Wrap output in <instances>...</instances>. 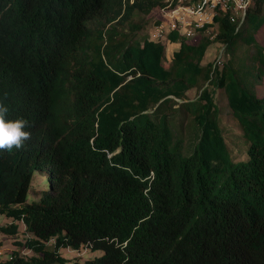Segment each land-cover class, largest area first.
<instances>
[{
	"label": "trees",
	"instance_id": "trees-1",
	"mask_svg": "<svg viewBox=\"0 0 264 264\" xmlns=\"http://www.w3.org/2000/svg\"><path fill=\"white\" fill-rule=\"evenodd\" d=\"M160 4L0 0V98L33 124L23 148L0 151V214L13 219L0 232L23 222L33 254L0 264H66L60 249L82 246L103 251L86 264H264V0L241 22L218 15L214 37L171 33L167 62L136 20Z\"/></svg>",
	"mask_w": 264,
	"mask_h": 264
},
{
	"label": "rangeland",
	"instance_id": "rangeland-1",
	"mask_svg": "<svg viewBox=\"0 0 264 264\" xmlns=\"http://www.w3.org/2000/svg\"><path fill=\"white\" fill-rule=\"evenodd\" d=\"M157 11L152 14V17L144 15H137L136 20L140 21L142 25V30L140 32V36H146L148 38L149 31L156 21L157 18ZM217 24L215 23V30L217 28ZM259 40L264 43V27L258 34ZM186 42L193 41L192 38H187ZM164 44V57L165 61H169L172 53L174 50L179 49V43L168 44L167 41H163ZM219 43L215 42L209 46V50L207 51V55L205 58V62H211L215 58L218 53ZM229 57V56H228ZM258 91L260 96H264V78L261 83L258 85ZM198 91L196 89H192L189 92L190 98H195L197 96ZM217 100L220 103L223 115H222V122L224 127V133L226 138L229 142H231L232 146L235 148L233 150L234 154L239 158L243 156L244 145L241 136V128L239 124L233 120L229 111L226 107V101L224 98L223 93L219 92L217 94ZM48 174L49 170H38L36 171L33 180H32V187L28 192V201H32L33 199H38L40 196L43 195L44 189L48 186ZM13 221L12 218L7 217L5 214H0V225L8 224L9 222ZM19 225V230L16 235H10L4 232H0V260H4L10 257V254L14 250H19L21 254L26 256H31L33 254L32 251L25 248L22 244L25 242L26 238L33 237V234L29 233L25 229V225L21 221H17ZM18 242H21L20 244ZM54 240L52 239L48 244L52 246ZM61 254L67 259L66 264H86V261L92 257L100 256L102 254L101 249L92 250L89 246H82L79 249H71V248H61Z\"/></svg>",
	"mask_w": 264,
	"mask_h": 264
},
{
	"label": "built area",
	"instance_id": "built-area-1",
	"mask_svg": "<svg viewBox=\"0 0 264 264\" xmlns=\"http://www.w3.org/2000/svg\"><path fill=\"white\" fill-rule=\"evenodd\" d=\"M252 3L253 0H161L148 38L170 44L173 32L179 37L192 39L202 33L214 37L218 15H227L230 21L241 22Z\"/></svg>",
	"mask_w": 264,
	"mask_h": 264
},
{
	"label": "clouds",
	"instance_id": "clouds-1",
	"mask_svg": "<svg viewBox=\"0 0 264 264\" xmlns=\"http://www.w3.org/2000/svg\"><path fill=\"white\" fill-rule=\"evenodd\" d=\"M7 93L0 98V151H12L21 149L25 142L29 141L32 133L29 129L33 126L32 122L26 118L19 117L10 119L9 107L5 102Z\"/></svg>",
	"mask_w": 264,
	"mask_h": 264
}]
</instances>
